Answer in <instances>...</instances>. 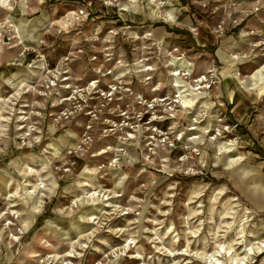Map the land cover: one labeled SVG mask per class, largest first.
I'll list each match as a JSON object with an SVG mask.
<instances>
[{
  "label": "rangeland",
  "instance_id": "374dc122",
  "mask_svg": "<svg viewBox=\"0 0 264 264\" xmlns=\"http://www.w3.org/2000/svg\"><path fill=\"white\" fill-rule=\"evenodd\" d=\"M0 264H264V0H0Z\"/></svg>",
  "mask_w": 264,
  "mask_h": 264
},
{
  "label": "built area",
  "instance_id": "2783aa9c",
  "mask_svg": "<svg viewBox=\"0 0 264 264\" xmlns=\"http://www.w3.org/2000/svg\"><path fill=\"white\" fill-rule=\"evenodd\" d=\"M217 74L214 70L207 72L206 74H201L192 80V86L187 85V89H184L182 84H176L175 89L177 91L176 98L182 102L180 104L181 108L193 110L195 103L199 100L206 98V95L213 91ZM175 101V100H174ZM176 102V101H175ZM196 131V129H191ZM195 155H199V150H193Z\"/></svg>",
  "mask_w": 264,
  "mask_h": 264
},
{
  "label": "crops",
  "instance_id": "0c3cea01",
  "mask_svg": "<svg viewBox=\"0 0 264 264\" xmlns=\"http://www.w3.org/2000/svg\"><path fill=\"white\" fill-rule=\"evenodd\" d=\"M217 58L224 63V67L222 69L226 68V71L224 73H222V71H220V79L221 80L219 81L218 84H220L222 81H225V82L227 81L228 84L231 85L230 89L226 91L227 103L231 104L233 96H234L233 95L234 91L232 90V88H233V77L235 76L233 74V69L234 68H235V70H237V69H236L235 64H232V61H228L229 63L227 64L228 59H226L224 56H217ZM236 76H237V73H236Z\"/></svg>",
  "mask_w": 264,
  "mask_h": 264
},
{
  "label": "bare ground",
  "instance_id": "6f19581e",
  "mask_svg": "<svg viewBox=\"0 0 264 264\" xmlns=\"http://www.w3.org/2000/svg\"><path fill=\"white\" fill-rule=\"evenodd\" d=\"M8 201H12V200H9V199H8ZM10 203H11V202H10ZM14 206H16V205L10 206V208H12V207H14ZM261 247H262V246H261Z\"/></svg>",
  "mask_w": 264,
  "mask_h": 264
}]
</instances>
